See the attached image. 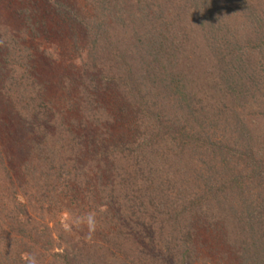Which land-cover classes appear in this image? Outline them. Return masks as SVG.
I'll return each instance as SVG.
<instances>
[{
	"label": "trees",
	"instance_id": "1",
	"mask_svg": "<svg viewBox=\"0 0 264 264\" xmlns=\"http://www.w3.org/2000/svg\"><path fill=\"white\" fill-rule=\"evenodd\" d=\"M157 1V9L146 5L141 16L131 14L133 39L115 62L129 80L125 90L135 91L132 114L118 109L104 121L99 104L83 96L78 111L99 113L94 124L101 128H133L135 140L108 155L91 150L92 129L76 123L79 138L72 141L79 148L68 161L77 167L66 166L63 156L58 183L43 189L44 199L53 196L50 210H40L44 215L59 218L62 200L74 196L80 202L70 203L67 214L79 206V217L94 211L105 218L90 232L103 236L94 241L99 248L88 254L89 244H65L61 254H47L48 226L38 228L42 217L29 219L26 206L11 197L0 203V264H27L32 254L38 264H113L110 249L125 256L117 264H194L191 245L199 230L219 236L208 252L212 264H264V0ZM106 2L98 0L97 9ZM87 72L83 77L93 81ZM42 117L30 132L35 152L49 159L47 140L55 136L47 124L56 118ZM48 161L45 179L55 169ZM61 189L69 195L55 193ZM107 224L120 229L107 235ZM157 231L170 245L171 260L150 256L148 263L137 237L149 233L152 240Z\"/></svg>",
	"mask_w": 264,
	"mask_h": 264
},
{
	"label": "rangeland",
	"instance_id": "2",
	"mask_svg": "<svg viewBox=\"0 0 264 264\" xmlns=\"http://www.w3.org/2000/svg\"><path fill=\"white\" fill-rule=\"evenodd\" d=\"M106 1L105 7L99 10L98 0H0V203H9L11 197H15V202L26 206L29 219L35 222L39 215L42 217L38 228L44 230L43 226H48L52 244L49 243L46 250L52 256L61 254L64 247L70 244L78 249L89 244L92 248L84 251L92 253L99 248L96 242H102L103 238L90 233L100 227L98 224L101 220L106 221L100 214L87 208L90 212L79 217V206L74 207L76 211L73 214H67L66 208L70 203L80 202L74 196L62 200L63 211L58 214L59 218L40 213L42 209H49L53 199L52 195L50 198L46 196L48 200L44 199L47 193L42 195L43 189L50 184L52 189V183H58L56 176L61 169V160L65 158L63 163L71 169L76 166V163L69 164L68 161L74 159L76 155L72 154L79 148L77 142L72 141L77 137L76 123L85 130L92 129L87 135L92 134L88 137L97 140L88 141L91 150L96 147L108 155L112 154V147L122 148L135 140L133 128L126 131L129 128L123 123H115V126L123 127V131L108 129V124L103 128L94 124L99 113H81L80 101L81 96L91 97L93 105L99 104L98 111L103 109L104 114L99 116L104 121L111 120V114L114 115L118 109L132 114L130 105L135 102V91L130 94L132 88L125 90L124 85L129 80L115 62L123 58L120 51L129 47L133 39L131 14L141 16V9L146 5L157 9L160 3L157 0ZM68 7L69 16L67 10L64 12ZM85 71H88L87 76H94L93 81H86V77H83ZM46 113H55L56 118L52 124H47L53 127L48 130H52L55 136L47 140L49 159L35 152L37 140L30 132L34 127L32 124H40L42 115ZM135 121L138 122V119ZM69 149L71 155L66 157L65 151ZM45 160H50V166L55 168L48 179L44 176L47 171ZM51 189L46 191L50 192ZM69 191L61 189L54 192L66 196ZM119 208L114 206L117 215ZM148 210L149 214H154L153 209ZM89 215L94 219L93 226L87 222ZM146 218V221H150L147 213ZM122 221L121 224H128L127 220ZM109 228L115 233L120 229L112 224L103 225V232H107V235ZM198 232L200 234L191 245L196 252L194 264H212L208 252L216 248L219 236L210 237L202 230ZM148 236L141 234L137 237L141 251L145 253L141 260L151 263V257H154L170 261V245L159 240L158 231L152 240ZM205 237L210 241H205ZM94 241L96 249L93 247ZM109 251L116 255L115 258L108 257L113 264L125 260L119 250Z\"/></svg>",
	"mask_w": 264,
	"mask_h": 264
},
{
	"label": "clouds",
	"instance_id": "3",
	"mask_svg": "<svg viewBox=\"0 0 264 264\" xmlns=\"http://www.w3.org/2000/svg\"><path fill=\"white\" fill-rule=\"evenodd\" d=\"M87 222L90 226L94 225V219L91 215L87 217ZM27 264H38L37 256L35 254L29 255L27 258Z\"/></svg>",
	"mask_w": 264,
	"mask_h": 264
}]
</instances>
